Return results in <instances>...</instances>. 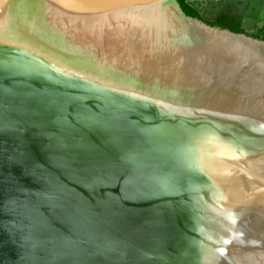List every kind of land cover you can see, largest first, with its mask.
<instances>
[{
    "label": "water",
    "instance_id": "obj_1",
    "mask_svg": "<svg viewBox=\"0 0 264 264\" xmlns=\"http://www.w3.org/2000/svg\"><path fill=\"white\" fill-rule=\"evenodd\" d=\"M232 2L0 0V264H264V41L208 24Z\"/></svg>",
    "mask_w": 264,
    "mask_h": 264
},
{
    "label": "flooded vegetation",
    "instance_id": "obj_2",
    "mask_svg": "<svg viewBox=\"0 0 264 264\" xmlns=\"http://www.w3.org/2000/svg\"><path fill=\"white\" fill-rule=\"evenodd\" d=\"M233 1L234 2H232V8L231 9L228 8L226 10V13L227 14H225V15H218L215 21L209 22V23H215L220 16L233 17L232 15H229V14H233V13H236V14H244L247 11V9H248V5L249 4L247 5V7L245 9L243 7L245 6V3H249L251 0H233ZM255 4H258V3L256 2ZM260 5H262V3H260ZM193 6L194 7H199V6H201V3L194 2L193 3ZM263 8L264 7L260 6L259 12L262 11V10H264ZM255 11L256 10L253 9L252 12L254 13ZM197 18H198V15H197ZM233 18H235L236 20H238V32L239 33H243V34H245L247 36H250L252 38H256V39H259V40H263L264 41V38L262 37L264 35V29L258 26V24H260V23H263L264 24V22L256 20L255 21V24L252 25V27L250 29L243 31V30L240 29L241 19L238 18V17H233ZM255 31H257V34H255Z\"/></svg>",
    "mask_w": 264,
    "mask_h": 264
},
{
    "label": "trees",
    "instance_id": "obj_3",
    "mask_svg": "<svg viewBox=\"0 0 264 264\" xmlns=\"http://www.w3.org/2000/svg\"><path fill=\"white\" fill-rule=\"evenodd\" d=\"M187 16L197 18L196 12L185 3V0H177ZM212 27H218L221 29L229 30L233 33L238 32V20L233 17L220 16L215 23H209Z\"/></svg>",
    "mask_w": 264,
    "mask_h": 264
}]
</instances>
